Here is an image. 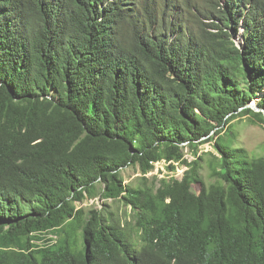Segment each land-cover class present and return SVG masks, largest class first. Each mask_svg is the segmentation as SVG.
<instances>
[{
	"label": "trees",
	"instance_id": "obj_1",
	"mask_svg": "<svg viewBox=\"0 0 264 264\" xmlns=\"http://www.w3.org/2000/svg\"><path fill=\"white\" fill-rule=\"evenodd\" d=\"M244 117L264 0H0V264H264Z\"/></svg>",
	"mask_w": 264,
	"mask_h": 264
},
{
	"label": "rangeland",
	"instance_id": "obj_2",
	"mask_svg": "<svg viewBox=\"0 0 264 264\" xmlns=\"http://www.w3.org/2000/svg\"><path fill=\"white\" fill-rule=\"evenodd\" d=\"M240 38H242V36L237 37L236 39L238 44L241 42ZM259 99L260 98L258 97L251 103V105H257ZM232 125L236 145L245 147L254 156H264V124H254L249 120L248 117H244L234 120L232 122ZM208 150L214 151V148L211 144H205L200 147V153ZM187 156L189 157V159H193L192 153H188ZM155 164L156 167L154 171L150 172L149 176L157 175L159 178H163L169 176L168 174H172L174 172L173 176L182 178L185 171L187 170V167L183 165H178L177 170L175 171L168 170L165 161L155 162ZM205 174L208 175V172L205 171ZM124 175L129 182L139 176L140 173H137L135 169L130 167L125 169ZM103 201L104 200L102 198H97L95 200H86L80 205L84 207L96 206L97 208H104L105 206H103ZM108 202L112 206L108 205L105 208L107 210H113L114 212H116L118 216H120V219L122 220L121 222L126 224L127 221L131 220L130 207H126L121 202H112V200H109ZM126 226L129 227L127 224Z\"/></svg>",
	"mask_w": 264,
	"mask_h": 264
},
{
	"label": "water",
	"instance_id": "obj_3",
	"mask_svg": "<svg viewBox=\"0 0 264 264\" xmlns=\"http://www.w3.org/2000/svg\"><path fill=\"white\" fill-rule=\"evenodd\" d=\"M252 108H254L256 111L262 110L259 106L257 105H250Z\"/></svg>",
	"mask_w": 264,
	"mask_h": 264
},
{
	"label": "bare ground",
	"instance_id": "obj_4",
	"mask_svg": "<svg viewBox=\"0 0 264 264\" xmlns=\"http://www.w3.org/2000/svg\"><path fill=\"white\" fill-rule=\"evenodd\" d=\"M166 162V161H165Z\"/></svg>",
	"mask_w": 264,
	"mask_h": 264
}]
</instances>
